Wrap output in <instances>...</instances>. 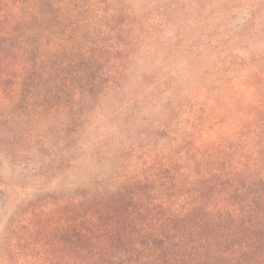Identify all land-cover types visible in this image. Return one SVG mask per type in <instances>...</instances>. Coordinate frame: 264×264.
Returning a JSON list of instances; mask_svg holds the SVG:
<instances>
[{"label": "trees", "instance_id": "obj_1", "mask_svg": "<svg viewBox=\"0 0 264 264\" xmlns=\"http://www.w3.org/2000/svg\"><path fill=\"white\" fill-rule=\"evenodd\" d=\"M136 1L0 0V151H7L6 161L24 153L16 140L30 141L33 127L52 123L54 134L64 135L69 126L65 152L47 163L57 176L60 164L80 156L73 157L77 139L83 141L74 136L77 125L92 123L97 132L120 110L108 105V113L96 117L104 96L121 91L117 81L126 76L132 39L150 35L144 26L153 21L134 15ZM160 1L166 0H150L157 17ZM215 1L205 5L215 9ZM261 5L248 7L260 11ZM218 62L222 90L206 102L204 91L168 102L156 123L147 122L156 140L130 144L135 169L111 187L96 171L100 158L112 153L90 130L82 142L89 146L81 153L82 175L59 176L54 187L67 189L61 196L36 191L54 200L48 213L40 209L43 198L25 193L0 228V264H264V64L226 56ZM236 67L241 75L227 74ZM35 116L41 119L24 123ZM24 208L35 209L23 214Z\"/></svg>", "mask_w": 264, "mask_h": 264}, {"label": "rangeland", "instance_id": "obj_2", "mask_svg": "<svg viewBox=\"0 0 264 264\" xmlns=\"http://www.w3.org/2000/svg\"><path fill=\"white\" fill-rule=\"evenodd\" d=\"M166 1H160L159 17L156 16L157 13L154 14L156 11L151 6L150 0H137L133 5V13L136 17H146L150 22L153 21L150 28L147 24L144 26L150 35L146 34L139 41L132 39L129 51L133 53L126 64V76H123V80L117 81L121 91L116 96L109 94L104 96L103 100L106 102L96 117L98 119V116L108 113V105L120 110L106 117L96 133L90 128L93 126L92 123H83L82 127L78 124L74 132L75 137L83 136L84 141L87 139V134H91L90 130L93 131L94 137L91 135V139L100 141V145L105 146L104 150L112 153L111 156L103 155L100 158L103 163L96 171L101 179L99 181H102L103 186L106 187L113 186L124 176L128 178L133 172L134 166L129 165L131 155L129 146L133 143L146 145L149 141L156 140L152 136L154 132L152 123H156V119L165 110L168 102L176 101L181 93L188 91L196 93L204 91L207 93L204 100L206 102L207 98H212L211 95H216L222 90L223 86L219 81L221 78L217 76L219 71L223 72L224 67L218 62L219 57L226 56V61L236 62L248 58L255 64H264V0H216L215 9L207 8L205 5L210 0ZM238 1L246 2L237 3ZM260 3L262 4L260 11L248 7V4ZM237 4L242 6L235 11L232 7ZM242 26L244 30L239 31ZM226 30L231 33L228 37L223 36ZM224 46L230 47L231 51L228 50L226 53L221 51ZM227 74L237 77L241 75V69L236 67ZM234 82L237 84V79H234ZM236 87L242 90L241 87L237 85ZM40 119L41 117L36 118V116L26 118L24 123L29 126L33 121ZM91 120L94 122L95 119ZM52 125L48 123L46 127H33L30 141L17 139L18 144H15V147L19 150L23 149L24 153L18 151L12 163L4 159V156L9 155L4 148L1 149L0 182L7 188L0 186V228L9 220L25 193L31 195L30 198L32 196L38 198L37 200L43 198L41 203L44 204L40 205V209L44 208L46 215L48 207L52 206L54 200L50 198V194H38L41 192L36 193V191L54 190L57 197L61 196L67 189L62 184L58 185L59 188L54 187L61 178L59 176L69 175L71 179H75L85 170L86 164L81 161V153L85 150L87 152L89 146L85 144L82 147L81 139H77L76 145L80 149L73 156L78 158L80 154L77 161L71 162L67 158L68 161L60 164L57 176L54 175L56 172L48 169L50 166L47 164L48 161L57 159L65 152L69 145L67 134L70 135L69 126L63 127L64 135H62L57 132L54 134L57 125ZM58 126L60 127L59 124ZM25 127L18 133L23 134L27 131ZM25 148L28 149L27 153L24 151ZM115 150L117 152H114ZM12 151L13 148L10 149V152ZM118 156L122 159L120 158L119 166L116 168L115 160ZM54 176L55 180L52 179ZM82 181L79 179V184ZM71 187L77 188V185L72 184ZM23 190L25 191L22 193ZM41 195L43 197H40ZM56 196L53 198L56 199ZM24 209L23 214L26 212L30 214L35 208Z\"/></svg>", "mask_w": 264, "mask_h": 264}]
</instances>
